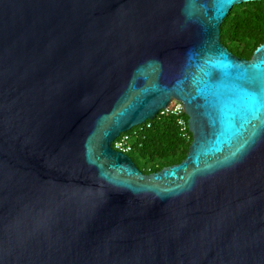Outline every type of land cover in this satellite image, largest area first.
<instances>
[{
    "label": "water",
    "instance_id": "1",
    "mask_svg": "<svg viewBox=\"0 0 264 264\" xmlns=\"http://www.w3.org/2000/svg\"><path fill=\"white\" fill-rule=\"evenodd\" d=\"M256 0H0V264H264ZM172 99L192 139L143 172L113 147Z\"/></svg>",
    "mask_w": 264,
    "mask_h": 264
},
{
    "label": "trees",
    "instance_id": "2",
    "mask_svg": "<svg viewBox=\"0 0 264 264\" xmlns=\"http://www.w3.org/2000/svg\"><path fill=\"white\" fill-rule=\"evenodd\" d=\"M221 41L234 54L249 58L264 42V0L235 5L221 24ZM126 132L132 145L128 154L145 173L180 162L192 139V134L189 139L182 135L178 118L172 114L159 113Z\"/></svg>",
    "mask_w": 264,
    "mask_h": 264
},
{
    "label": "built area",
    "instance_id": "3",
    "mask_svg": "<svg viewBox=\"0 0 264 264\" xmlns=\"http://www.w3.org/2000/svg\"><path fill=\"white\" fill-rule=\"evenodd\" d=\"M159 113L172 114L177 116L182 135L186 139H189L191 137V132L187 123V115L184 109V105L180 100L172 99L168 106L162 109ZM130 140L131 135L127 132H124L113 142V147L123 151L124 153H128L132 148Z\"/></svg>",
    "mask_w": 264,
    "mask_h": 264
}]
</instances>
